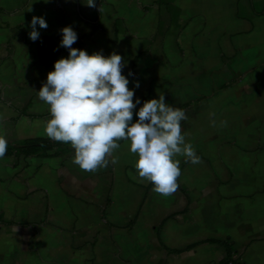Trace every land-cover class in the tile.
<instances>
[{
	"label": "crops",
	"instance_id": "crops-1",
	"mask_svg": "<svg viewBox=\"0 0 264 264\" xmlns=\"http://www.w3.org/2000/svg\"><path fill=\"white\" fill-rule=\"evenodd\" d=\"M158 1L95 0L93 8L86 0H0V58L7 56L11 44L9 57L0 60V109L7 110L0 117V136L8 142L49 138L44 131L49 118L29 119L14 108L49 112L48 106H38V91L54 62L69 54L61 46V29L71 26L80 38L93 26L84 18L99 14L101 27L82 39L81 47H72L122 56V73L134 101L140 100L133 122L143 103L159 95L170 106L186 110L189 118L181 123L182 134L201 158V163L192 164L176 157L178 182L189 207L167 219L159 234L161 219L182 210L186 196L177 189L163 197L152 186L143 200L149 182H142L130 163L136 157L127 141H118L116 164L109 158L108 166L94 173L73 163V149L56 157L0 158L20 165L0 176V218L20 224H0V264H212L225 255L216 243L180 254H169L161 246L183 249L210 238L231 243L234 256L241 254L238 264H264V160L253 167L254 159L232 155L234 148L255 153L264 146L256 142L243 147L236 140L216 138L232 132L230 91L255 82L262 73L264 13L255 12L263 0ZM33 16L43 17L48 25H36L35 41L29 37ZM42 48L44 56L61 52L42 62ZM24 85L33 91L27 93ZM16 97L23 99L21 106L13 103ZM119 167L124 173L121 186L115 179ZM47 205L49 224L33 225L44 219Z\"/></svg>",
	"mask_w": 264,
	"mask_h": 264
},
{
	"label": "clouds",
	"instance_id": "clouds-1",
	"mask_svg": "<svg viewBox=\"0 0 264 264\" xmlns=\"http://www.w3.org/2000/svg\"><path fill=\"white\" fill-rule=\"evenodd\" d=\"M86 5L96 7L95 0ZM30 39L39 38L36 25L47 28L43 17L33 16ZM61 46L69 50L68 56L54 62V70L47 74L46 83L38 96L51 114L45 122V134L54 141L69 144L74 150L73 163L86 172L116 164L113 152L120 148L118 141L129 142V150L136 157L135 169L140 180L153 185V191L163 197L174 194L181 175L178 156L192 164L201 163L191 143L182 134V121L189 117L186 110L174 108L165 102L164 95L140 104L135 101L129 80L122 73L124 61L113 52L89 54L72 45L77 33L71 26L61 29ZM131 74V73H130ZM139 87V83H136ZM212 126H216L213 120ZM220 124L227 126V121ZM8 142L0 136V158L7 151Z\"/></svg>",
	"mask_w": 264,
	"mask_h": 264
},
{
	"label": "rangeland",
	"instance_id": "rangeland-1",
	"mask_svg": "<svg viewBox=\"0 0 264 264\" xmlns=\"http://www.w3.org/2000/svg\"><path fill=\"white\" fill-rule=\"evenodd\" d=\"M262 63L263 64H260V67L262 69H259L262 73L260 76H258V79H256L255 82L253 80L248 83L246 82L243 85L237 87L236 89L230 91L232 97L234 98L233 99L234 101L233 104H231V107H229L227 111L233 114L231 127H230L232 129V132L228 130L226 131V133L225 132L219 133V137H216L218 138V141L221 140L223 141L225 137V139L228 140L230 139L236 140L243 147L255 146L256 142H259L260 145L264 146V61ZM257 70L258 68L255 69V71ZM24 87L27 93H31L34 89L31 85H24ZM23 102L24 101L21 97L20 98L16 97L15 100L13 101V103L17 106H21ZM38 106L42 108L48 105L45 104L42 100H40ZM253 108L258 110L256 114ZM6 112L7 110L5 107L1 108L0 117L1 116L4 117ZM249 112H254V115L252 113L253 116L252 115L248 116ZM222 150L220 151V153H222L221 155H224V152ZM228 155H231L229 151H228ZM232 155L236 159L238 158H249V160L254 159L253 167L258 162H261L262 159L264 160V151L263 152L255 151V153L253 152L249 153L242 151L241 149L234 148V153ZM128 156H130V154H128ZM133 160L134 159L131 157L130 163L132 164V166L133 164H135V160L134 161ZM19 166H20L19 163H16L14 159H10V160L0 159V176L3 174H5V176L6 174H12L13 172L17 171L18 168H20ZM250 167H252V165H250ZM123 175H124L123 169L120 167L116 168L115 179L117 186L122 185ZM133 175L135 176V174Z\"/></svg>",
	"mask_w": 264,
	"mask_h": 264
},
{
	"label": "trees",
	"instance_id": "trees-1",
	"mask_svg": "<svg viewBox=\"0 0 264 264\" xmlns=\"http://www.w3.org/2000/svg\"><path fill=\"white\" fill-rule=\"evenodd\" d=\"M159 3L162 2V0L158 1ZM257 15H262L264 13V0H263V5L262 8L259 12H255ZM89 23H91L92 29L86 33H84L80 38L77 37L76 42L74 43V46L76 47H81L82 46V39L88 38L91 36L97 29L101 27V24L99 23V14H97L96 18L94 19H86ZM28 47L30 46V43H27ZM10 49H11V44L10 42L7 44V56L5 58H0L1 61L4 59L8 58L10 55ZM41 52L43 56L41 57L42 62H46L48 59V56H54L59 54L61 51H52L48 56H44V49H41ZM146 50L139 52L137 56H135L132 61L129 64V67L133 68L136 61L139 59L140 56H142ZM190 103L185 104V107L188 106ZM16 111H18L19 115L21 116H26L29 119H36V118H49L51 117L50 112L47 113H40V114H31L28 112V106H25L21 110H18L14 108ZM8 142V141H7ZM72 147L69 144H65L63 142H58L54 141L53 139L47 138V137H34V138H27L23 139L17 142H8L7 146V151L4 157H10V156H23L25 158L29 157H56V156H61L64 154H67L71 151ZM153 185L149 182L147 186H145V194L143 196V200L146 196L147 191L152 187ZM178 189L181 190L185 196H186V204L185 207L182 210L173 212L164 218L161 219L158 227H157V234H159L160 229L164 222L169 219L173 218L178 214H184L188 211L189 207V200L186 191L180 186L178 182ZM102 217H104V213L102 212ZM136 216L133 218V220L127 225V227H130L132 223L135 221ZM0 224L7 225V226H15V225H20L17 222L13 220H4L3 218H0ZM29 224V223H28ZM33 225H42V224H49V207L48 205L46 206L45 210V216L44 219L41 222L38 223H32ZM202 243H216L224 248L225 255L220 258L218 261L212 263V264H238L239 259L241 257V254L234 256V250L232 248L231 243H229L227 240L224 239H216V238H210V239H205L202 241H198L195 243H192L190 245H187L183 249H169L163 244L161 246L165 249V251L169 254H180L185 251H188L195 246L202 244ZM247 246H245L246 248Z\"/></svg>",
	"mask_w": 264,
	"mask_h": 264
}]
</instances>
